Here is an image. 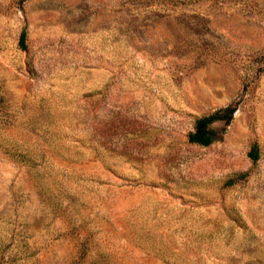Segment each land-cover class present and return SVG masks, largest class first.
Here are the masks:
<instances>
[{
  "label": "rangeland",
  "instance_id": "obj_1",
  "mask_svg": "<svg viewBox=\"0 0 264 264\" xmlns=\"http://www.w3.org/2000/svg\"><path fill=\"white\" fill-rule=\"evenodd\" d=\"M0 264H264V0H0Z\"/></svg>",
  "mask_w": 264,
  "mask_h": 264
},
{
  "label": "trees",
  "instance_id": "obj_2",
  "mask_svg": "<svg viewBox=\"0 0 264 264\" xmlns=\"http://www.w3.org/2000/svg\"><path fill=\"white\" fill-rule=\"evenodd\" d=\"M28 31L24 27L20 35V46L23 49L27 48ZM239 108V101L231 102L223 107H220L213 112L200 116L196 119L194 130L189 134V141L200 145H210L227 131L228 126L234 120L235 114ZM222 122L223 127L220 130L216 123ZM249 157L253 161H257L261 156L260 145L257 141H254L248 152ZM237 178H231L227 183L228 185L235 184ZM82 249L77 251V259H83L86 254V245L82 243Z\"/></svg>",
  "mask_w": 264,
  "mask_h": 264
}]
</instances>
